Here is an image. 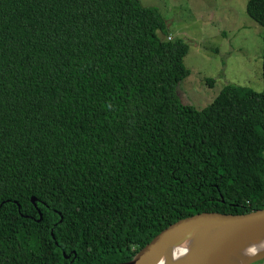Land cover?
<instances>
[{
	"label": "trees",
	"instance_id": "1",
	"mask_svg": "<svg viewBox=\"0 0 264 264\" xmlns=\"http://www.w3.org/2000/svg\"><path fill=\"white\" fill-rule=\"evenodd\" d=\"M246 12L264 28V0ZM170 35L139 0H0V264L127 263L182 219L264 209V90L183 104Z\"/></svg>",
	"mask_w": 264,
	"mask_h": 264
},
{
	"label": "rangeland",
	"instance_id": "2",
	"mask_svg": "<svg viewBox=\"0 0 264 264\" xmlns=\"http://www.w3.org/2000/svg\"><path fill=\"white\" fill-rule=\"evenodd\" d=\"M139 1L159 9L169 37L189 47L184 65L190 76L177 87L183 104L204 109L227 85L263 92L264 28L247 15L249 0Z\"/></svg>",
	"mask_w": 264,
	"mask_h": 264
},
{
	"label": "water",
	"instance_id": "3",
	"mask_svg": "<svg viewBox=\"0 0 264 264\" xmlns=\"http://www.w3.org/2000/svg\"><path fill=\"white\" fill-rule=\"evenodd\" d=\"M185 241L192 244L178 255ZM252 247L255 250L245 254ZM261 262L264 264V209L244 215L207 212L182 219L163 230L133 260L122 264Z\"/></svg>",
	"mask_w": 264,
	"mask_h": 264
},
{
	"label": "bare ground",
	"instance_id": "4",
	"mask_svg": "<svg viewBox=\"0 0 264 264\" xmlns=\"http://www.w3.org/2000/svg\"><path fill=\"white\" fill-rule=\"evenodd\" d=\"M33 200H34V199H33ZM33 200H32V203L35 204V203H36V200H35V201H33ZM191 244H192L191 242H189V241H185V242L183 243V245L180 246L179 250H177V254L180 255V254L183 252V250L186 249V248H188ZM195 244H196V243H195ZM254 250H255V249H254L253 247L250 248V249H247V250L245 251V254L252 253ZM262 263H263V262H262Z\"/></svg>",
	"mask_w": 264,
	"mask_h": 264
},
{
	"label": "clouds",
	"instance_id": "5",
	"mask_svg": "<svg viewBox=\"0 0 264 264\" xmlns=\"http://www.w3.org/2000/svg\"><path fill=\"white\" fill-rule=\"evenodd\" d=\"M168 39H169V40H172L173 38L169 37Z\"/></svg>",
	"mask_w": 264,
	"mask_h": 264
}]
</instances>
